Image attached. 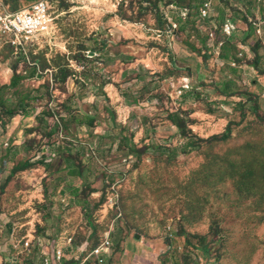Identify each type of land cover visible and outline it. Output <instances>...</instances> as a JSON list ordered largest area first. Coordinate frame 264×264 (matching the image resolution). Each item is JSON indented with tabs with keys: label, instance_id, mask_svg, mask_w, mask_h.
I'll list each match as a JSON object with an SVG mask.
<instances>
[{
	"label": "rangeland",
	"instance_id": "obj_1",
	"mask_svg": "<svg viewBox=\"0 0 264 264\" xmlns=\"http://www.w3.org/2000/svg\"><path fill=\"white\" fill-rule=\"evenodd\" d=\"M247 8L264 19L255 0H50V33L0 41V264L107 241L105 264H264V62L209 41Z\"/></svg>",
	"mask_w": 264,
	"mask_h": 264
},
{
	"label": "built area",
	"instance_id": "obj_2",
	"mask_svg": "<svg viewBox=\"0 0 264 264\" xmlns=\"http://www.w3.org/2000/svg\"><path fill=\"white\" fill-rule=\"evenodd\" d=\"M257 1L261 2L262 0ZM213 12L211 1H209L201 9V17L204 19L208 16V13L210 15ZM49 13L50 0H36L27 6L19 7L15 10H10L8 5L3 0H0V41H4L9 46L19 49L18 51L26 49L27 45L34 42L33 38L39 34H46L50 30L51 20ZM236 30L237 26L228 20L221 25L220 31L226 37H231ZM216 31V27L209 30V41L215 50L220 51L221 47L225 45V40L218 39ZM257 34H260L259 28ZM231 65L235 66L236 64L233 62ZM28 244L25 243L26 252L30 247ZM105 246H110V242L107 241ZM105 246L103 245L101 248L92 251L80 264H91L90 261L93 260V264H105V256L108 255L106 253L108 249ZM65 260L64 251L60 249L56 251L53 263H50L46 257L44 264H64Z\"/></svg>",
	"mask_w": 264,
	"mask_h": 264
},
{
	"label": "crops",
	"instance_id": "obj_3",
	"mask_svg": "<svg viewBox=\"0 0 264 264\" xmlns=\"http://www.w3.org/2000/svg\"><path fill=\"white\" fill-rule=\"evenodd\" d=\"M19 1H24V0H19ZM255 1L257 2L258 5L262 4V8L264 9V0H262L261 2H258L257 0H255ZM212 7H213V4H212ZM213 10H214V12L209 17V19H210L209 22L214 21V23H215L217 20L215 17L216 8H213ZM252 10H251V8L250 9L247 8L246 11H244L243 13L238 12V11H229V10L226 11V10H224L226 12L224 13L223 23L221 25H223L226 21L229 20L235 26L238 27V31L240 34L238 33L239 38L236 39L233 37V35L231 37H226L221 31H220V33L223 34V36H224L223 39L225 41L226 40L229 41L228 44H231L230 41H232V40H234L236 43L237 48H235V50L238 49V56L236 55L234 58L236 60V63L238 64V66L236 68L241 69V70L243 69L244 71H249V72H250L249 69L253 68V70L255 72H257L255 68H258L259 71H262L261 68H259V62H264V58H262V57H264V19H261L258 16L256 11H254V15L256 16V18H253ZM221 25L218 24V26H221ZM214 27H217V25L213 24V26L210 29H212ZM258 28L260 30V34H257ZM234 33H235V31H234ZM244 43H247L249 45L254 43L255 44L254 49L250 50V47H248L249 45H247V44L244 45ZM258 45H262V47H263L262 48L263 51L260 52V54L257 51V49H259ZM260 55H262V56H260ZM226 63H227V65L231 66L232 62L226 60ZM245 67L247 69H244ZM233 72H234L233 74H230V75L227 74L228 77L225 78L223 81L224 82L230 81L233 83H234V81L237 82V80L234 79L235 76H232V75H236V74L239 75L240 70H238V71L233 70ZM257 74H259V72H257ZM261 77H262V75H261ZM263 80H261L260 82H257L256 80L253 81L256 85L253 91L255 94H259V96H260L258 98L260 105H262V104L264 105V100H263L264 99V92H263L264 91V82H262ZM223 90H224V88H223ZM262 94H263V97H261Z\"/></svg>",
	"mask_w": 264,
	"mask_h": 264
},
{
	"label": "trees",
	"instance_id": "obj_4",
	"mask_svg": "<svg viewBox=\"0 0 264 264\" xmlns=\"http://www.w3.org/2000/svg\"><path fill=\"white\" fill-rule=\"evenodd\" d=\"M92 121L93 120H91V123H92ZM180 129H182L183 127H184V125H183V123L181 122H177V124H176ZM229 133H230V130H227V132H226V137H229ZM133 152H136V153H138V154H141V152H143L141 149H137V150H133ZM30 165V162H26L25 164H24V166H23V169H25V168H27L28 166ZM21 168H18L17 170H20ZM16 171V170H15ZM14 171V172H15Z\"/></svg>",
	"mask_w": 264,
	"mask_h": 264
},
{
	"label": "water",
	"instance_id": "obj_5",
	"mask_svg": "<svg viewBox=\"0 0 264 264\" xmlns=\"http://www.w3.org/2000/svg\"><path fill=\"white\" fill-rule=\"evenodd\" d=\"M136 239H139V236H137Z\"/></svg>",
	"mask_w": 264,
	"mask_h": 264
},
{
	"label": "bare ground",
	"instance_id": "obj_6",
	"mask_svg": "<svg viewBox=\"0 0 264 264\" xmlns=\"http://www.w3.org/2000/svg\"><path fill=\"white\" fill-rule=\"evenodd\" d=\"M50 33V31H48L46 34Z\"/></svg>",
	"mask_w": 264,
	"mask_h": 264
}]
</instances>
